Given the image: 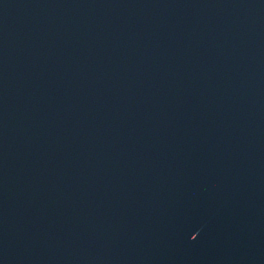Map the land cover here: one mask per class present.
Segmentation results:
<instances>
[{
	"label": "water",
	"instance_id": "obj_1",
	"mask_svg": "<svg viewBox=\"0 0 264 264\" xmlns=\"http://www.w3.org/2000/svg\"><path fill=\"white\" fill-rule=\"evenodd\" d=\"M0 264H264V0H0Z\"/></svg>",
	"mask_w": 264,
	"mask_h": 264
}]
</instances>
